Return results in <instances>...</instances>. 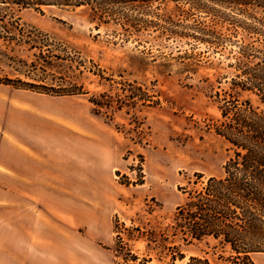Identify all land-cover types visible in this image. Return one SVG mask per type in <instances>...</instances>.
I'll return each mask as SVG.
<instances>
[{"label": "rangeland", "instance_id": "1", "mask_svg": "<svg viewBox=\"0 0 264 264\" xmlns=\"http://www.w3.org/2000/svg\"><path fill=\"white\" fill-rule=\"evenodd\" d=\"M216 8L222 19L189 4L154 5L144 18L149 27L135 33L123 31L116 16L97 28L84 9H26L19 14L24 34L0 40L1 138L24 142L66 173L55 182L72 188L73 235L96 244L98 264H114L117 219L164 221L186 199L180 187L197 173L202 181L224 174L232 152L215 127L244 33L240 26L238 35L224 33L219 47L193 35L204 28L226 32L228 20L243 26L251 19ZM248 37L264 45V36ZM178 244L184 259L156 264H186L205 249ZM254 260L264 264V253Z\"/></svg>", "mask_w": 264, "mask_h": 264}, {"label": "trees", "instance_id": "2", "mask_svg": "<svg viewBox=\"0 0 264 264\" xmlns=\"http://www.w3.org/2000/svg\"><path fill=\"white\" fill-rule=\"evenodd\" d=\"M169 3L189 4L199 12L222 19L216 8L219 6L251 19L243 26L228 20L226 32L204 28L203 35H193L201 43L219 47L224 45V33L238 35V27L243 29L237 60L231 65L237 73L220 98L221 121L215 127L232 154L223 175L202 181L204 175L197 173L194 182L180 187L186 199L164 221L157 220L153 225L134 221L127 225L117 219L113 227L114 264L184 259L178 241L205 245L202 254L190 256L186 264H257L254 255L264 253V45L255 46L248 35L264 36V16H257L264 15V0H0V40H15L18 34H24L19 14L26 9L42 14L51 8L84 9L97 28L116 16L123 31L135 33L149 27L144 18L150 14V8ZM150 23L177 34L156 21ZM47 66L59 69L57 65ZM64 90L65 95L83 94L75 89ZM243 96L246 98L242 99ZM91 102L100 108L108 106L100 99Z\"/></svg>", "mask_w": 264, "mask_h": 264}, {"label": "crops", "instance_id": "3", "mask_svg": "<svg viewBox=\"0 0 264 264\" xmlns=\"http://www.w3.org/2000/svg\"><path fill=\"white\" fill-rule=\"evenodd\" d=\"M1 137L0 264H98L96 244L73 235L72 188L55 182L66 173Z\"/></svg>", "mask_w": 264, "mask_h": 264}]
</instances>
